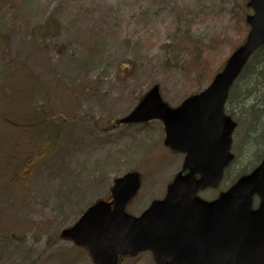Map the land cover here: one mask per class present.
I'll return each instance as SVG.
<instances>
[{
  "label": "rangeland",
  "instance_id": "obj_1",
  "mask_svg": "<svg viewBox=\"0 0 264 264\" xmlns=\"http://www.w3.org/2000/svg\"><path fill=\"white\" fill-rule=\"evenodd\" d=\"M247 1L0 0V264H92L60 231L126 172L141 175L129 214L164 196L183 155L163 145L159 120H118L154 84L171 107L203 89L244 38ZM256 88L249 98L263 100ZM245 92L240 82L226 102L234 160L205 199L264 156V106L252 122Z\"/></svg>",
  "mask_w": 264,
  "mask_h": 264
},
{
  "label": "water",
  "instance_id": "obj_2",
  "mask_svg": "<svg viewBox=\"0 0 264 264\" xmlns=\"http://www.w3.org/2000/svg\"><path fill=\"white\" fill-rule=\"evenodd\" d=\"M247 5L253 13L245 19L249 29L244 42L202 91L170 107L154 85L119 120H160L163 144L185 155L164 198L150 202L139 215L125 210L140 187L139 173L131 171L115 178L110 201L97 200L60 231L61 238L85 247L93 264H116L119 256L145 250L156 264H264V158L217 198L197 196L199 190L217 187L233 158L236 122L224 114V105L242 68L264 44V0ZM253 195L259 198L256 209L251 208Z\"/></svg>",
  "mask_w": 264,
  "mask_h": 264
},
{
  "label": "trees",
  "instance_id": "obj_3",
  "mask_svg": "<svg viewBox=\"0 0 264 264\" xmlns=\"http://www.w3.org/2000/svg\"><path fill=\"white\" fill-rule=\"evenodd\" d=\"M243 26H244V29L246 31L247 25L245 22H244ZM243 39L244 38H242L240 41L234 40L230 43L231 48H230L229 52L227 53V55L223 59H220L217 62V65H219V67L211 74V76L209 77V80L212 79L213 75L221 68V66L225 62L226 58L228 57V55L243 41ZM188 63H189V60H182L181 61V64H183V66L188 64ZM240 82H241V84L244 82L246 92H245V95L243 96V98H240L239 102L242 104L244 102L250 101L249 102V104H250L249 110L254 112V114L250 118V120L252 122L256 121L258 119V116H256V112L259 111V108H256V106L257 105H263L264 106V98H263V100L260 99L259 101H257V100L252 101L249 97L252 96V94H253L252 92L255 89V86L257 87L255 91H260L264 88V45L262 47H260L250 57L249 61L247 62V64L243 68L242 72L240 73L238 78L233 83V85L229 91L228 98H230L231 96H233L235 94V92L237 91V87H238ZM251 85L254 87L253 90H250ZM199 89H201V88H199ZM261 92L263 93V96H264V89ZM37 130L39 132H41V133L38 132V136H41L43 134V128L39 127Z\"/></svg>",
  "mask_w": 264,
  "mask_h": 264
},
{
  "label": "flooded vegetation",
  "instance_id": "obj_4",
  "mask_svg": "<svg viewBox=\"0 0 264 264\" xmlns=\"http://www.w3.org/2000/svg\"><path fill=\"white\" fill-rule=\"evenodd\" d=\"M254 202H255V204L252 205V208H256L257 207L258 200H257L256 197H254Z\"/></svg>",
  "mask_w": 264,
  "mask_h": 264
}]
</instances>
